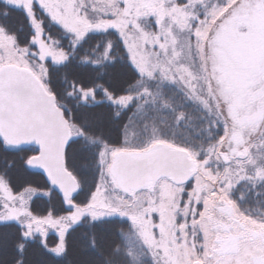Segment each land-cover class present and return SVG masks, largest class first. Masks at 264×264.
I'll use <instances>...</instances> for the list:
<instances>
[{"label": "snow or ice", "instance_id": "snow-or-ice-1", "mask_svg": "<svg viewBox=\"0 0 264 264\" xmlns=\"http://www.w3.org/2000/svg\"><path fill=\"white\" fill-rule=\"evenodd\" d=\"M0 151V264H264V0H0Z\"/></svg>", "mask_w": 264, "mask_h": 264}, {"label": "trees", "instance_id": "trees-1", "mask_svg": "<svg viewBox=\"0 0 264 264\" xmlns=\"http://www.w3.org/2000/svg\"><path fill=\"white\" fill-rule=\"evenodd\" d=\"M100 37H96L92 43H95L96 39H99ZM99 98V96H98ZM118 133V129L113 128L111 130V135L113 137L117 136ZM3 153L2 151H0V157H2ZM30 181L32 183V185L34 187L39 186L41 188V190H43V185H44V181H45V177H43L40 174L39 170L36 169H30L27 173H24L23 175H19L16 173H13L12 175V182L13 184H22L23 181ZM82 195H84L83 192H81V194L77 197V199H81ZM50 204H55V206L57 208H60V204L55 201V199L53 198L52 201H49L47 196H33L32 201L30 202V207L33 211L36 212H44L47 210V208L50 206ZM121 225L117 224V227L119 228ZM50 246H54V244L56 242H58V237L55 233H50L47 237ZM87 255V253L79 246L73 244L70 248H69V254L67 257H54L52 258L50 264H70V262L73 261H78L81 260L83 258H85ZM30 259H33L35 261H39L41 259H44L43 257L39 256V255H32L30 252Z\"/></svg>", "mask_w": 264, "mask_h": 264}, {"label": "rangeland", "instance_id": "rangeland-1", "mask_svg": "<svg viewBox=\"0 0 264 264\" xmlns=\"http://www.w3.org/2000/svg\"><path fill=\"white\" fill-rule=\"evenodd\" d=\"M83 196H84V195H82L81 199H83ZM79 200H80V199H79ZM50 233H55V234L57 235V237H58V234L56 233L55 230H50L49 233H48V235H49Z\"/></svg>", "mask_w": 264, "mask_h": 264}, {"label": "water", "instance_id": "water-1", "mask_svg": "<svg viewBox=\"0 0 264 264\" xmlns=\"http://www.w3.org/2000/svg\"><path fill=\"white\" fill-rule=\"evenodd\" d=\"M36 170H38V169H36ZM40 171V170H39Z\"/></svg>", "mask_w": 264, "mask_h": 264}]
</instances>
